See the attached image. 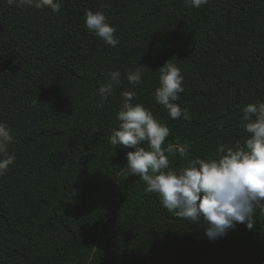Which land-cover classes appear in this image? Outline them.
<instances>
[{
    "label": "trees",
    "instance_id": "obj_1",
    "mask_svg": "<svg viewBox=\"0 0 264 264\" xmlns=\"http://www.w3.org/2000/svg\"><path fill=\"white\" fill-rule=\"evenodd\" d=\"M56 2L58 13L0 0V123L16 157L0 176V264H264L259 207L253 229L209 239L207 225L168 213L121 171L134 149L110 143L131 91L169 127L165 150L187 145V158L166 152L172 170L244 144L242 109L264 102V0ZM87 10L115 27V46L87 29ZM167 60L181 70L175 103L189 119L154 98ZM138 68L142 82L129 83ZM112 71L120 83L97 107Z\"/></svg>",
    "mask_w": 264,
    "mask_h": 264
},
{
    "label": "clouds",
    "instance_id": "obj_2",
    "mask_svg": "<svg viewBox=\"0 0 264 264\" xmlns=\"http://www.w3.org/2000/svg\"><path fill=\"white\" fill-rule=\"evenodd\" d=\"M208 0H191L194 7L206 4ZM9 6H45L60 11L56 0H7ZM86 27L94 32L105 44L115 46L116 29L106 22L103 12L86 11ZM160 86L154 92L156 102L163 105L173 119L183 116L189 119L187 109H182L176 101L178 93L183 92L181 70L167 60L159 69ZM142 69L129 72L127 79L131 84H139ZM120 83V72L108 74V82L99 88L100 102L103 107L112 93L113 85ZM95 95V94H94ZM123 104L117 114L119 129H113L110 143L122 146L127 151V164L121 169L128 177L137 176L146 185V194H155L159 203L180 219L198 225H207L205 234L216 239L235 228L237 223H245L253 229L254 211L257 207L264 211V102L249 103L243 111L245 131L249 134L244 144L237 142L235 147L221 145L218 158H195L188 166L177 172L170 169L169 155L177 152L188 157L187 145L162 146L170 135L166 124L157 121L152 112L141 104L133 105L134 92L121 93ZM12 142L11 129L0 123V176L4 175L16 157L9 152ZM147 144L145 148L142 145Z\"/></svg>",
    "mask_w": 264,
    "mask_h": 264
}]
</instances>
